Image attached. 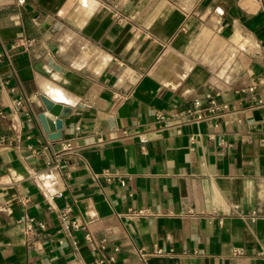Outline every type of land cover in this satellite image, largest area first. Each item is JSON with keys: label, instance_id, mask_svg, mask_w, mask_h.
Listing matches in <instances>:
<instances>
[{"label": "crops", "instance_id": "obj_1", "mask_svg": "<svg viewBox=\"0 0 264 264\" xmlns=\"http://www.w3.org/2000/svg\"><path fill=\"white\" fill-rule=\"evenodd\" d=\"M110 261L264 264V0H0V264Z\"/></svg>", "mask_w": 264, "mask_h": 264}, {"label": "built area", "instance_id": "obj_2", "mask_svg": "<svg viewBox=\"0 0 264 264\" xmlns=\"http://www.w3.org/2000/svg\"><path fill=\"white\" fill-rule=\"evenodd\" d=\"M20 1L22 2L23 0ZM227 108V104H222L216 97L208 95L206 99L196 100L193 102L191 107L180 112L158 115L157 121L163 124L162 129L175 130L177 134H181L183 126L214 120L215 118H218ZM140 141L141 143H146L147 139L145 136H141ZM191 141L194 142L193 137L191 138ZM68 147L65 151L69 149ZM56 160L57 162L55 161L54 163H49V166L54 169H58L60 166V155L57 156ZM145 213V211H138L136 214L141 215ZM66 218V214H63L62 220L66 221ZM161 253L162 251H157V254ZM108 264H112V262L110 261Z\"/></svg>", "mask_w": 264, "mask_h": 264}, {"label": "water", "instance_id": "obj_3", "mask_svg": "<svg viewBox=\"0 0 264 264\" xmlns=\"http://www.w3.org/2000/svg\"><path fill=\"white\" fill-rule=\"evenodd\" d=\"M60 106L54 104L46 105V110L42 113L39 118L45 127L46 132L52 134L51 131L56 132L60 131L63 127V119L65 118L61 115ZM59 135H53L51 139H58Z\"/></svg>", "mask_w": 264, "mask_h": 264}]
</instances>
